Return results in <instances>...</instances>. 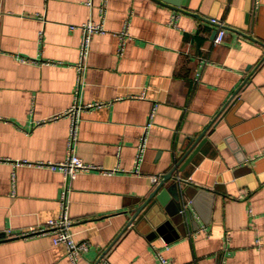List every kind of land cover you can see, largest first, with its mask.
<instances>
[{"label": "crops", "instance_id": "1", "mask_svg": "<svg viewBox=\"0 0 264 264\" xmlns=\"http://www.w3.org/2000/svg\"><path fill=\"white\" fill-rule=\"evenodd\" d=\"M87 1L0 0V264H72L50 236L11 235L61 215L63 173L36 164L67 159L65 114L91 104L75 153L114 172L71 185L72 233L91 245L77 264H161L156 251L169 264H264V0H107L104 14ZM209 19L227 25L222 44ZM90 20L105 33L80 78ZM204 132L179 174L192 195L212 193L182 199L194 226L165 209L130 225L153 177Z\"/></svg>", "mask_w": 264, "mask_h": 264}, {"label": "built area", "instance_id": "2", "mask_svg": "<svg viewBox=\"0 0 264 264\" xmlns=\"http://www.w3.org/2000/svg\"><path fill=\"white\" fill-rule=\"evenodd\" d=\"M101 1V12L104 14L107 0ZM88 6L92 7L94 4V0H88L86 3ZM178 13L175 12L171 18L170 24L176 25V21L178 19ZM209 22L218 28V34L215 39V44H222L225 36L227 25L218 19H209ZM74 28V27H73ZM80 29L82 30L83 38L82 44L80 48L81 52V63L77 66L80 78L83 73L84 61L90 51L92 39L94 35L105 33V29L103 26V22L97 23L93 20L88 21L83 24ZM123 36V44L126 40L125 37H130L128 33V24L125 26L124 31L121 34ZM122 49V48H121ZM79 78V81H80ZM96 105H75L70 111H68L65 115L71 117L72 126H71V134L68 140V156L67 159L60 163H38L37 167L47 168L52 171H60L63 173L64 181H63V192L61 195V215L58 219H52L47 221L45 225L41 227H37L34 229H30L28 231H23L20 233H16L11 235L13 238H28L35 236H50L55 245H64L67 249V256L72 264H77L78 260L81 256L90 249L91 245L87 242L78 243L75 241L73 233H72V225L73 221L69 217V193L71 191V185L73 181L77 178L80 173H90V172H99L102 174H111L114 171H106L102 167L85 163L76 153H75V143L77 141V121L78 117L81 114V111H85L87 109H91ZM140 151L144 149V142L140 145ZM174 167H178L176 163ZM161 179V176L153 177L152 181L154 184H157ZM181 180V178H178ZM156 256L161 264H169V261L162 256V253L156 251Z\"/></svg>", "mask_w": 264, "mask_h": 264}, {"label": "water", "instance_id": "3", "mask_svg": "<svg viewBox=\"0 0 264 264\" xmlns=\"http://www.w3.org/2000/svg\"><path fill=\"white\" fill-rule=\"evenodd\" d=\"M169 1V0H165ZM206 132L202 133L197 139H192L189 147L183 150V158L178 164L168 173L161 175V179L154 188L151 194L140 201L139 207L132 212L130 225L135 221L153 220L164 214L163 210L167 213V217L180 227H186L188 223L192 226L195 224L194 214L190 207L183 204L182 199L188 198L195 205V197L198 194L208 193L212 194L207 189H200L192 195L191 190L184 188L183 184H187L185 180H178L179 174L191 163V161L198 155L203 146L206 144L207 139L204 138ZM181 165V166H180ZM193 205V206H194ZM5 236L0 235V240H4Z\"/></svg>", "mask_w": 264, "mask_h": 264}]
</instances>
